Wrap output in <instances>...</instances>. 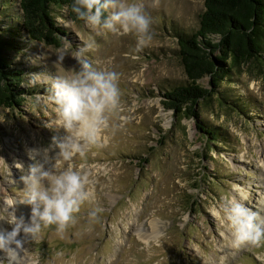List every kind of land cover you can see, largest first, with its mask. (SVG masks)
I'll use <instances>...</instances> for the list:
<instances>
[{
	"label": "rangeland",
	"instance_id": "374dc122",
	"mask_svg": "<svg viewBox=\"0 0 264 264\" xmlns=\"http://www.w3.org/2000/svg\"><path fill=\"white\" fill-rule=\"evenodd\" d=\"M135 2L152 20V38L139 53L134 34L74 23L66 8L54 12L66 30L59 47L30 41L20 28L19 0H0V34L11 40L6 54L11 67L24 70L19 87L26 90L20 106H0V210L27 220L20 177L34 162L50 163L65 134L53 124L47 78L75 71L74 55L91 43L85 58L117 71L121 89L110 127L72 161L88 177L93 198L63 234L52 225L35 239L18 236L23 248L0 250V264H264V239L237 246L213 214L225 198L246 196V207L264 218V69H244L222 83L225 96L238 104L235 111L216 100L200 104V119L219 130V141L210 142L194 119L166 109L162 97L186 80L175 32L198 28L204 0ZM10 198L15 203L9 207ZM11 227L0 220V231Z\"/></svg>",
	"mask_w": 264,
	"mask_h": 264
},
{
	"label": "clouds",
	"instance_id": "9594fccd",
	"mask_svg": "<svg viewBox=\"0 0 264 264\" xmlns=\"http://www.w3.org/2000/svg\"><path fill=\"white\" fill-rule=\"evenodd\" d=\"M71 11L93 28L117 35L134 34L135 53L152 38L151 17L135 0H73ZM92 47L88 43L74 55L75 71L47 78L51 86L49 99L56 105L57 119L53 124L62 127L65 134L56 140L58 152L50 163L48 159L34 162L20 177L25 185L23 202L30 206L27 220L7 208L0 210V220L6 219L12 226L0 231V250L22 249V239L17 237L23 234L24 240L35 239L44 227L56 225L58 234H63L70 223H75L81 206L93 198L88 177L72 161L77 155L83 157L89 147L98 143L101 131L110 127L111 117L120 108L121 89L117 71L97 67L85 58L84 53ZM64 58V54L58 57L61 62ZM29 156L34 159L31 153ZM56 159L66 166L55 164ZM246 199L225 198L213 213L226 224L237 246L245 242L259 244L264 239V218L246 207ZM14 203L10 198L6 206Z\"/></svg>",
	"mask_w": 264,
	"mask_h": 264
},
{
	"label": "trees",
	"instance_id": "16d2710c",
	"mask_svg": "<svg viewBox=\"0 0 264 264\" xmlns=\"http://www.w3.org/2000/svg\"><path fill=\"white\" fill-rule=\"evenodd\" d=\"M72 2L19 0L22 32L30 41L59 47L66 30L58 24L55 10L66 8L72 22L82 21L71 11ZM175 37L186 80L164 90L163 105L178 119H194L204 137L218 142L219 130L200 119L198 107L216 100L235 111L238 104L225 96L222 83L253 67L264 69V0H204L198 28L191 33L177 31ZM10 41L0 34V106L13 108L24 101L26 90L19 87L24 70L11 67L6 54L13 47ZM205 77L207 86L200 84Z\"/></svg>",
	"mask_w": 264,
	"mask_h": 264
},
{
	"label": "bare ground",
	"instance_id": "6f19581e",
	"mask_svg": "<svg viewBox=\"0 0 264 264\" xmlns=\"http://www.w3.org/2000/svg\"><path fill=\"white\" fill-rule=\"evenodd\" d=\"M21 212V211H20ZM17 213V212H16ZM19 215V214H18ZM21 215V214H20Z\"/></svg>",
	"mask_w": 264,
	"mask_h": 264
}]
</instances>
